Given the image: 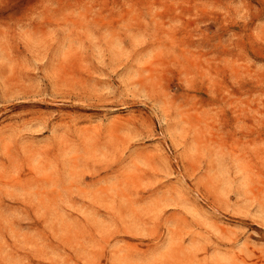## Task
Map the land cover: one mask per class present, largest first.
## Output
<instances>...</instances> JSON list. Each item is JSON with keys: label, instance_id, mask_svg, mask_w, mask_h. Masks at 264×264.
I'll use <instances>...</instances> for the list:
<instances>
[{"label": "rangeland", "instance_id": "1", "mask_svg": "<svg viewBox=\"0 0 264 264\" xmlns=\"http://www.w3.org/2000/svg\"><path fill=\"white\" fill-rule=\"evenodd\" d=\"M0 264H264V0H0Z\"/></svg>", "mask_w": 264, "mask_h": 264}]
</instances>
